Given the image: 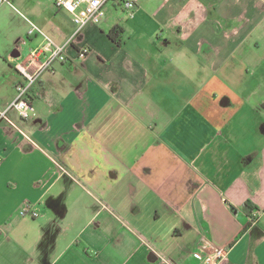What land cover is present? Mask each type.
I'll list each match as a JSON object with an SVG mask.
<instances>
[{"label":"crops","instance_id":"obj_1","mask_svg":"<svg viewBox=\"0 0 264 264\" xmlns=\"http://www.w3.org/2000/svg\"><path fill=\"white\" fill-rule=\"evenodd\" d=\"M16 1L28 14L3 4L0 20L18 13L26 41L0 61V109L42 42L36 0ZM105 12L82 34L44 24L73 38L68 59L32 87L30 118L0 119V264H204L218 248V264H264V0Z\"/></svg>","mask_w":264,"mask_h":264},{"label":"built area","instance_id":"obj_2","mask_svg":"<svg viewBox=\"0 0 264 264\" xmlns=\"http://www.w3.org/2000/svg\"><path fill=\"white\" fill-rule=\"evenodd\" d=\"M140 0H55L59 8L67 10L73 18L76 25V33L82 31L89 24H100L105 18V10L107 4L112 2L115 6L122 8L129 16H133L135 9ZM9 4L16 9L14 0H0V6ZM30 26L28 30L29 37L40 36L42 42L32 49L28 60L25 63L17 65V70L22 75L23 80L15 84L16 95L12 102L4 109H0V119H6L10 124L15 123L9 116L10 110H16L23 119L30 118L35 110L30 100V92L35 83L42 74L53 70L54 63L57 61H67L65 48L69 45L73 38L66 43H57L43 28L35 22L29 20ZM90 49L87 46L79 50V57L84 58ZM2 161V157H0ZM21 213L23 215H31L37 217L39 213L33 209L31 204H26ZM195 258L204 264H218L221 259L226 256V249L218 248L214 252L207 255L196 253Z\"/></svg>","mask_w":264,"mask_h":264},{"label":"rangeland","instance_id":"obj_3","mask_svg":"<svg viewBox=\"0 0 264 264\" xmlns=\"http://www.w3.org/2000/svg\"><path fill=\"white\" fill-rule=\"evenodd\" d=\"M15 4L20 10L28 14L26 9L23 6H21L17 1ZM31 4H34V3H31ZM36 4L38 5L40 13L42 14L40 18L41 21H37V24L44 30L47 29V26H45L44 24L48 22H58L60 18L59 15H67L70 19H72V15L67 10L59 8L56 5L55 0L53 1L52 0H36ZM107 8H108V13L113 11L114 6L112 5V2H109L107 4ZM22 19L23 18L18 13H16L14 10L11 9V11L7 13L6 21L0 20V61L5 60V59L7 61L9 60L10 58L9 54L5 53V52H8L6 50L10 49L9 46H12L15 42H18V41H19L18 43L20 44V46L25 43L26 40L24 41V39L17 41L16 38L18 35L15 36L16 38L13 37L14 32L21 27ZM82 33L83 31L80 34Z\"/></svg>","mask_w":264,"mask_h":264},{"label":"trees","instance_id":"obj_4","mask_svg":"<svg viewBox=\"0 0 264 264\" xmlns=\"http://www.w3.org/2000/svg\"><path fill=\"white\" fill-rule=\"evenodd\" d=\"M120 33H123V28H121L120 26H115V27H113L112 29H111V31L109 32V36L111 37V38H113L115 41L117 40V38H118V34H120ZM245 208H246V210L250 213L251 212V210L254 208L253 207V204L251 203V201H246V203H245ZM253 219H254V217H253Z\"/></svg>","mask_w":264,"mask_h":264}]
</instances>
